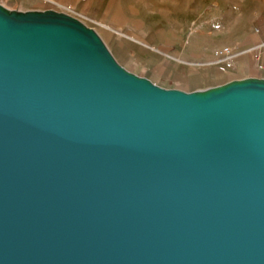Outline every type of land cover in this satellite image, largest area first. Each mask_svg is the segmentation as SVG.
<instances>
[{"label": "water", "instance_id": "water-1", "mask_svg": "<svg viewBox=\"0 0 264 264\" xmlns=\"http://www.w3.org/2000/svg\"><path fill=\"white\" fill-rule=\"evenodd\" d=\"M0 264H264V78L164 88L0 3Z\"/></svg>", "mask_w": 264, "mask_h": 264}, {"label": "rangeland", "instance_id": "rangeland-1", "mask_svg": "<svg viewBox=\"0 0 264 264\" xmlns=\"http://www.w3.org/2000/svg\"><path fill=\"white\" fill-rule=\"evenodd\" d=\"M249 8L250 0H134L135 15L134 20L128 23V30L98 27L81 20L98 32L116 61L125 69L164 88L193 91L211 87L208 86L211 81L201 73V64L213 60L214 48L231 45L238 34L239 25L245 22V13ZM158 21L161 24L171 23V28L182 25V43L171 44L168 49L152 42L163 41L165 35L164 31L148 29L150 23ZM122 42L135 44L142 52L165 60L173 58L171 63L182 68L177 72L192 74L191 78L182 80L174 71L129 56ZM180 47L184 48L183 52L196 49L211 52L206 59H190L178 54ZM178 61L183 63L177 64Z\"/></svg>", "mask_w": 264, "mask_h": 264}, {"label": "crops", "instance_id": "crops-1", "mask_svg": "<svg viewBox=\"0 0 264 264\" xmlns=\"http://www.w3.org/2000/svg\"><path fill=\"white\" fill-rule=\"evenodd\" d=\"M0 0V3L8 8L20 10L30 9H59L58 5L69 8L72 15L91 22L98 27L116 28L119 30L130 29L129 22L134 20V0ZM103 24V25H102ZM171 23L161 24L158 22L150 23L149 30L164 31L163 41L152 40L155 44L163 48H170L171 44L182 43V29L180 27L171 28ZM238 34L228 45L232 49V54L223 59H215L209 63L201 64V73L206 79L211 81L208 86L223 84L233 79L246 77L264 78V0H250V8L245 13V22L239 25ZM121 45L129 56L141 59L143 63H155L174 74L182 80L191 78L192 74H182L179 66L173 65V58L167 60L159 56L142 52L138 46L130 42H122ZM119 46V45H118ZM122 47V48H123ZM221 47V46H220ZM216 48H219L216 47ZM214 48V49H216ZM167 49V50H168ZM166 50V49H164ZM184 48H179L178 54L190 59H206L211 51L208 49L190 50L183 52ZM179 62L177 64H181Z\"/></svg>", "mask_w": 264, "mask_h": 264}, {"label": "built area", "instance_id": "built-area-1", "mask_svg": "<svg viewBox=\"0 0 264 264\" xmlns=\"http://www.w3.org/2000/svg\"><path fill=\"white\" fill-rule=\"evenodd\" d=\"M43 1H51V2H54L53 0H43ZM59 9L60 10H63V11H67L69 12V8L66 7V6H63V5H58ZM103 25V24H102ZM106 27H108L107 25H104ZM232 54V49L230 46L228 45H225V46H221L219 48H216L214 51H213V55H214V58L215 59H223V58H227L229 57L230 55Z\"/></svg>", "mask_w": 264, "mask_h": 264}, {"label": "bare ground", "instance_id": "bare-ground-1", "mask_svg": "<svg viewBox=\"0 0 264 264\" xmlns=\"http://www.w3.org/2000/svg\"><path fill=\"white\" fill-rule=\"evenodd\" d=\"M67 12V11H66Z\"/></svg>", "mask_w": 264, "mask_h": 264}]
</instances>
